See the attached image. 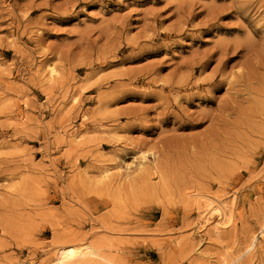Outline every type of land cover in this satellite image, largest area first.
Here are the masks:
<instances>
[{
  "label": "rangeland",
  "instance_id": "obj_1",
  "mask_svg": "<svg viewBox=\"0 0 264 264\" xmlns=\"http://www.w3.org/2000/svg\"><path fill=\"white\" fill-rule=\"evenodd\" d=\"M262 227L264 0H0V264H264Z\"/></svg>",
  "mask_w": 264,
  "mask_h": 264
},
{
  "label": "bare ground",
  "instance_id": "obj_2",
  "mask_svg": "<svg viewBox=\"0 0 264 264\" xmlns=\"http://www.w3.org/2000/svg\"><path fill=\"white\" fill-rule=\"evenodd\" d=\"M49 68V70H48V77H52L53 75H54V73H55V70H54V68L53 67H48ZM57 74V73H56ZM55 74V75H56ZM54 78V77H53ZM50 79V78H49ZM50 81V80H49ZM75 100V99H74ZM78 138V136H75L73 139H77ZM72 140V139H71ZM145 157H142L141 158V161H142V163L141 164H139V166H142V167H144V162H145ZM147 166V165H146ZM107 167V166H106ZM140 168V167H139ZM151 168V167H150ZM142 170V169H141ZM109 169H105V170H103L102 171V176L104 177V179L107 177V176H109ZM106 180H107V178H106ZM203 205H204V207L203 208H205L207 211H208V214L210 215V217H207L206 218V216L203 218V222L199 225L200 227L198 228V230L199 231H204L207 227V225H210V224H213V230H214V232L216 231V232H218V230L220 229V228H222L223 229V227L225 228V227H227L228 225H230L231 223H229V222H223L222 220H223V217L225 216V205L224 206H221V203L219 202V203H217V202H215L214 200H212L211 198L210 199H205V201L203 202ZM203 208H202V210H203ZM205 211V210H204ZM208 216V215H207ZM214 216H216V218L215 219H213L212 220V218L214 217ZM5 221V220H4ZM206 227V228H205ZM7 230V229H6ZM27 230V229H26ZM15 232V231H14ZM12 233V232H11ZM260 234L262 235V236H264V227H262V229H261V232H260ZM11 238V237H10ZM16 238V237H15ZM253 240H252V242H251V245H250V248L253 246V241L256 239V237H254V238H252ZM16 240V239H15ZM20 246V245H19ZM252 249V248H251Z\"/></svg>",
  "mask_w": 264,
  "mask_h": 264
}]
</instances>
